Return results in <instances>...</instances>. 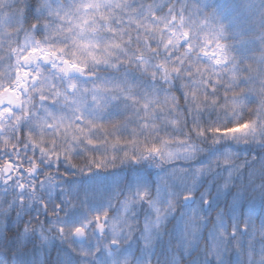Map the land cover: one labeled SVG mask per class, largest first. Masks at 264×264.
<instances>
[{
  "label": "snow or ice",
  "instance_id": "1",
  "mask_svg": "<svg viewBox=\"0 0 264 264\" xmlns=\"http://www.w3.org/2000/svg\"><path fill=\"white\" fill-rule=\"evenodd\" d=\"M0 264H264V0H0Z\"/></svg>",
  "mask_w": 264,
  "mask_h": 264
}]
</instances>
